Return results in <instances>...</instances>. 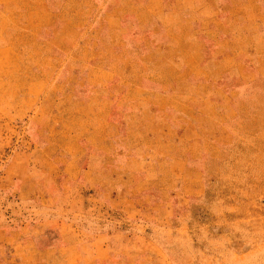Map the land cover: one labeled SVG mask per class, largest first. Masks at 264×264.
<instances>
[{
	"label": "rangeland",
	"instance_id": "1",
	"mask_svg": "<svg viewBox=\"0 0 264 264\" xmlns=\"http://www.w3.org/2000/svg\"><path fill=\"white\" fill-rule=\"evenodd\" d=\"M261 75L264 0H0V264H264Z\"/></svg>",
	"mask_w": 264,
	"mask_h": 264
},
{
	"label": "crops",
	"instance_id": "2",
	"mask_svg": "<svg viewBox=\"0 0 264 264\" xmlns=\"http://www.w3.org/2000/svg\"><path fill=\"white\" fill-rule=\"evenodd\" d=\"M264 83V79L262 75L258 77ZM229 100V96L227 97ZM226 99L221 101L224 102ZM103 237L94 236L92 239L77 241L73 238H61V242L55 248H36L35 252L39 253L40 264H76L78 260H84L81 264H91L94 260H98L99 262L102 259V256H106L102 250H104ZM25 245L26 243L23 242ZM33 244V243H32ZM26 246H30L27 242ZM23 246V247H26ZM103 246V249H102ZM51 252L54 254V257L51 258V262L49 260H45L44 254H48ZM106 253V252H105ZM27 254L29 255V250H27ZM27 256V257H28ZM24 257V256H23ZM88 260L90 263H88Z\"/></svg>",
	"mask_w": 264,
	"mask_h": 264
}]
</instances>
